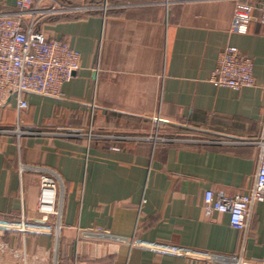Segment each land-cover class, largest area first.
<instances>
[{
  "label": "crops",
  "instance_id": "obj_1",
  "mask_svg": "<svg viewBox=\"0 0 264 264\" xmlns=\"http://www.w3.org/2000/svg\"><path fill=\"white\" fill-rule=\"evenodd\" d=\"M235 1L45 2L66 9L38 29L77 49L81 68L58 96L26 93V108L17 109L15 96L0 108V129L37 132H0V216L38 217L40 169L57 182L62 234L5 237L30 264H208L152 251L139 239L264 264V200L245 230L228 213L203 209L207 190L244 192L258 169L260 147L250 141L264 108V24L231 31ZM16 2L0 0V10ZM229 45L253 60L255 86L211 82ZM163 134L178 139L155 142ZM77 228L127 240L81 238ZM17 262L0 253V264Z\"/></svg>",
  "mask_w": 264,
  "mask_h": 264
},
{
  "label": "built area",
  "instance_id": "obj_2",
  "mask_svg": "<svg viewBox=\"0 0 264 264\" xmlns=\"http://www.w3.org/2000/svg\"><path fill=\"white\" fill-rule=\"evenodd\" d=\"M236 0L231 22V31L246 33L249 23L264 24V0ZM47 0H17L14 10H0V108L15 96L17 109L28 106L26 93L58 96L65 82L71 80L81 68V54L68 42L48 36L38 29V23L47 15L65 11V5ZM259 9L261 14L254 13ZM81 7H71L79 12ZM253 60L243 54L238 47L229 45L219 54L211 82L216 86L233 89L256 85ZM0 132H14L18 136L36 134L33 130L0 129ZM122 137V136H121ZM151 138V137H149ZM175 137H155V142L169 143ZM260 147L258 169L253 185L244 192L228 195L225 191L207 190L203 209L207 215L213 212L228 213L230 224L241 230L248 229L253 206L264 200V108L259 133L250 141ZM24 169L22 166L21 170ZM40 190L37 211L39 216L32 218L22 214L19 217L0 216V253H10L17 264H30L29 254L12 247L6 240L10 232L26 235L48 234L59 236L64 230L61 222V209L57 208V182L53 171L40 169ZM57 218L55 222L53 218ZM78 237H110L126 241L124 237H114L109 230H83L77 228ZM136 244L152 251L173 253L189 260L208 264H252L239 255H229L192 247L174 246L153 241L137 240ZM43 264H50L44 262Z\"/></svg>",
  "mask_w": 264,
  "mask_h": 264
},
{
  "label": "rangeland",
  "instance_id": "obj_3",
  "mask_svg": "<svg viewBox=\"0 0 264 264\" xmlns=\"http://www.w3.org/2000/svg\"><path fill=\"white\" fill-rule=\"evenodd\" d=\"M150 135V134H149ZM170 135L168 134H163V135H160V137H163V138H168ZM170 137H174V136H170ZM175 138H178V137H175Z\"/></svg>",
  "mask_w": 264,
  "mask_h": 264
}]
</instances>
